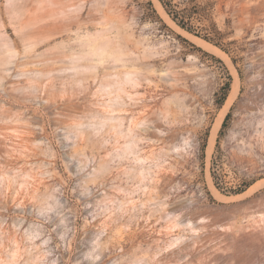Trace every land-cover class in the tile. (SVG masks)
<instances>
[{
    "label": "rangeland",
    "instance_id": "374dc122",
    "mask_svg": "<svg viewBox=\"0 0 264 264\" xmlns=\"http://www.w3.org/2000/svg\"><path fill=\"white\" fill-rule=\"evenodd\" d=\"M210 1L242 79L155 0H0V264H264V0Z\"/></svg>",
    "mask_w": 264,
    "mask_h": 264
},
{
    "label": "trees",
    "instance_id": "16d2710c",
    "mask_svg": "<svg viewBox=\"0 0 264 264\" xmlns=\"http://www.w3.org/2000/svg\"><path fill=\"white\" fill-rule=\"evenodd\" d=\"M163 8L166 15L180 29L190 35H193L203 41L218 48L229 56L233 66L238 72L240 79L243 78L241 70L237 67L235 55L234 40H229L231 33L222 32L213 19V5L210 0H157ZM228 82L216 94L217 107L223 105L230 90V76L227 77ZM232 111L225 116L220 130L217 135L214 152L210 160L209 173L213 182V186L221 194L226 196H237L245 193L258 180L262 179V175L257 172L247 169L241 174L234 173L231 181L227 180L228 174L225 173V163L228 161V156L221 148V141L228 132L232 122ZM212 119H210V122ZM210 134V126H207L198 136V155L202 161V170L204 169V156L207 147V140ZM202 183L204 184L203 176ZM207 192V188L204 187ZM208 194V192H207Z\"/></svg>",
    "mask_w": 264,
    "mask_h": 264
},
{
    "label": "bare ground",
    "instance_id": "6f19581e",
    "mask_svg": "<svg viewBox=\"0 0 264 264\" xmlns=\"http://www.w3.org/2000/svg\"><path fill=\"white\" fill-rule=\"evenodd\" d=\"M156 4H157V7L159 8L160 12L162 13L163 17H165L172 25L173 27L176 29V30H179L186 38H188L191 42L195 43L197 46H199L200 48L204 49L205 51L207 52H210V53H213V54H217V55H222L225 57V54H223L220 50H218L216 47L212 46L211 44L203 41V40H200L194 36H191L189 34H187L186 32L182 31L181 29H179L171 20L170 18L166 15V13L164 12L163 8L161 7V5L159 4V2L157 0H155ZM178 31V32H179ZM237 91H238V85H237V80L233 82L232 84V92L230 94V96L227 98L225 104H224V107H222V110H220L219 114L217 115V118L215 119V122L212 126V129H211V133H210V137H209V140H208V146H207V151L209 152V154L211 153V150H212V147L214 145V142H215V137H216V133L221 125V122L229 108V106L232 104L236 94H237ZM258 183V182H257ZM256 183V184H257ZM253 187V186H252ZM251 187V188H252ZM219 196L223 199H228V197H225L223 195H220ZM241 196V195H239Z\"/></svg>",
    "mask_w": 264,
    "mask_h": 264
},
{
    "label": "water",
    "instance_id": "95a60500",
    "mask_svg": "<svg viewBox=\"0 0 264 264\" xmlns=\"http://www.w3.org/2000/svg\"><path fill=\"white\" fill-rule=\"evenodd\" d=\"M231 92H232V84H231V88H230V90H229V93H228V95H227V98L230 96V94H231ZM227 98H226V100H227ZM226 102V101H225ZM216 119V118H215ZM215 122V121H214ZM214 122H213V124H214ZM213 124H212V126H213ZM209 137H210V135H209Z\"/></svg>",
    "mask_w": 264,
    "mask_h": 264
}]
</instances>
